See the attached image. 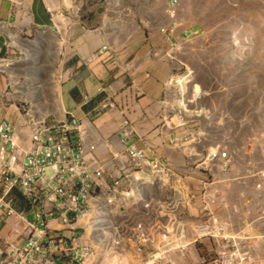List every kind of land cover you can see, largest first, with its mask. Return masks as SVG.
I'll use <instances>...</instances> for the list:
<instances>
[{"label":"rangeland","instance_id":"1","mask_svg":"<svg viewBox=\"0 0 264 264\" xmlns=\"http://www.w3.org/2000/svg\"><path fill=\"white\" fill-rule=\"evenodd\" d=\"M75 4L85 15L91 8L101 19L169 30L175 45L167 55L178 65L170 79L173 97L167 118L175 123L179 118V124L189 126L184 151L176 158L180 163L170 160V172L152 178L142 174L125 178L122 189L93 214L92 225L90 215L87 224L77 226L82 241L91 244V226L99 229L93 233L97 240L105 231L112 244L121 243L112 252L124 249L123 257L137 263L136 245L152 236L157 241L158 233L168 232L185 215L192 187L211 176L209 169L216 180L233 181L218 188L229 203L237 204L240 223L253 200V232L264 236V0H75ZM12 35H18L17 44ZM10 38L9 57L14 62L3 67L10 98L51 114L61 112L56 99L66 77V56L56 33L36 28ZM57 47L61 51L54 59L51 52ZM21 48L28 49L30 57ZM224 153L232 160L233 172L225 179L220 176ZM113 256L110 260L120 264L122 258ZM86 264H91V257ZM248 264H264V241H253Z\"/></svg>","mask_w":264,"mask_h":264},{"label":"built area","instance_id":"2","mask_svg":"<svg viewBox=\"0 0 264 264\" xmlns=\"http://www.w3.org/2000/svg\"><path fill=\"white\" fill-rule=\"evenodd\" d=\"M4 26L0 21V30ZM13 62L1 57L0 73L5 74L3 67ZM9 87L8 83L7 98L11 97ZM112 105L110 100L103 102L98 112ZM16 107L18 124L0 121V264H86L90 257L91 264H112L113 255L122 258L120 264L130 263L123 257L124 249L112 252L121 243L112 244L105 231L102 240H97L93 233L99 229L91 226L93 240L88 244L82 241L77 226L87 224L90 215L92 225L93 214L122 189L125 178L162 175L170 172L172 162L149 158L134 143L125 146L132 158L127 172L111 177L87 160L82 120L65 112L51 114L34 104L17 102ZM122 135L125 142L136 138L126 122ZM221 159L220 176L225 179L233 173L232 160L225 153ZM209 173L210 177L192 187L185 215L168 232L158 233L157 241L152 236L136 245L133 251L139 261L132 264L251 262L253 241H264L262 234L253 232V200L240 223L237 204L229 203L224 190L218 188L233 181H219L211 169ZM19 196L25 209L18 207ZM97 221L103 225L101 217Z\"/></svg>","mask_w":264,"mask_h":264},{"label":"crops","instance_id":"3","mask_svg":"<svg viewBox=\"0 0 264 264\" xmlns=\"http://www.w3.org/2000/svg\"><path fill=\"white\" fill-rule=\"evenodd\" d=\"M71 2L68 6L65 0H0V21L5 24L0 30V58H10L12 33L54 31L66 56V77L56 102L61 111L83 121V145L91 165L111 177L127 172L132 158L125 146L134 143L149 158L177 162L189 126L179 124V118V125L167 118L173 97L170 79L178 65L167 52L175 39L168 29L101 19L91 8L85 15L75 0ZM6 77L0 73V121L18 124L17 101L4 94ZM108 100L113 105L99 113L100 104ZM125 122L136 135L126 142ZM18 199L19 209H25Z\"/></svg>","mask_w":264,"mask_h":264},{"label":"bare ground","instance_id":"4","mask_svg":"<svg viewBox=\"0 0 264 264\" xmlns=\"http://www.w3.org/2000/svg\"><path fill=\"white\" fill-rule=\"evenodd\" d=\"M13 38V40H14V43L15 44H17V41H16V39H17V36L15 37L14 35L12 36ZM46 41V40H45ZM60 44V47H61V43H59ZM40 45H42L43 46V44H40ZM19 47V46H18ZM56 49V48H55ZM21 50L23 51V53L24 54H26L27 56H29L30 57V54H29V50L28 49H26V48H21ZM60 51H61V49L59 48V47H57V49L56 50H54V52H51V57L53 56L54 57V59L56 58V57H58V55H59V53H60ZM181 83H182V85H183V83H185V78L183 79V81H180ZM181 85V86H182ZM184 106V105H183ZM61 112H63V111H61ZM109 261H113L112 262V264L113 263H115L116 261H117V259H113V260H109Z\"/></svg>","mask_w":264,"mask_h":264}]
</instances>
